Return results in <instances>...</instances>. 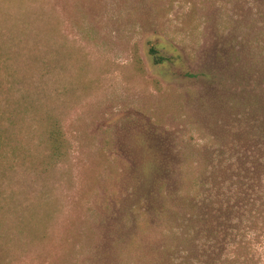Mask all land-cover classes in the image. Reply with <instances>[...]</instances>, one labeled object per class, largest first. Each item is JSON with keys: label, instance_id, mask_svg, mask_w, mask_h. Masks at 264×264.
I'll list each match as a JSON object with an SVG mask.
<instances>
[{"label": "rangeland", "instance_id": "374dc122", "mask_svg": "<svg viewBox=\"0 0 264 264\" xmlns=\"http://www.w3.org/2000/svg\"><path fill=\"white\" fill-rule=\"evenodd\" d=\"M3 34L18 64L0 78V115L23 93L36 102L11 130L18 156L0 162V193L14 194L0 264H264V220L248 217L217 247V220L196 225L208 252L184 228L176 251L165 247L169 224L203 219L190 213L191 182L218 187L225 153L259 150L255 131L240 134L249 98L264 107V0H0ZM52 118L68 147L49 167ZM36 195L35 221L15 235L7 222Z\"/></svg>", "mask_w": 264, "mask_h": 264}, {"label": "trees", "instance_id": "16d2710c", "mask_svg": "<svg viewBox=\"0 0 264 264\" xmlns=\"http://www.w3.org/2000/svg\"><path fill=\"white\" fill-rule=\"evenodd\" d=\"M32 17L30 18V20ZM26 25V24H25ZM21 28V33H25L26 31ZM20 30V29H19ZM9 33V31H7ZM7 34H3L0 36H4ZM12 38V37H11ZM17 46L20 45V42L16 43ZM7 48L14 49V46H8L5 42H0V78L10 77L15 73L14 67L18 64L14 58H10V53H12ZM34 50H29L28 53H33ZM20 52H14L15 55H19ZM35 53L36 50H35ZM150 55L153 57V61L155 64L162 63L163 58L159 57L157 52L154 49H150ZM17 57V56H16ZM5 58V61L2 59ZM2 83L0 81V91L2 89ZM30 95L22 94L14 103L11 104L13 109L2 116L5 112H2L0 115V162L11 163L18 156V152L20 151L19 147L16 145L12 146L10 144V133L14 126H16V121L18 119L19 111L25 109L26 107H31L34 104L30 103L31 100ZM250 100L244 106L249 112L250 122L247 123V127L244 128L243 132L240 134V137H245L251 129L255 131L252 134V139L254 142V147L256 151H251L253 155L251 156L249 152H241L239 149H236V152L225 153L223 160V167L228 165L227 167V176L224 178V182L218 187H213L211 184V180L205 178L204 181H199V179H194L191 182L190 195L193 197V204L190 205V213H195L194 209L200 208L199 212L203 219L199 221H188L179 219L181 222L180 226H173L169 224L167 228V232H169L171 238H168L170 241L165 245L168 252L171 253V249L168 246H171L173 251V246L171 244L175 243V240L178 238V234L180 229H186L185 236L187 240L195 241V238H202L199 242L195 244V248H204L208 252L207 249H211V241L208 237L206 239L201 236L200 230L196 225L201 224V221H204L206 218H215L217 220L216 227L214 231L208 229L207 232H212L217 236V242L215 243V247L220 244L230 243V240L236 233H241L244 231L243 223L244 219L252 220V224L258 223V220H264V143L263 145L259 140L255 139L261 133L264 134V107L262 108L260 104H258V98L252 96L249 98ZM33 100V99H32ZM36 102V100H33ZM262 116V123H258L259 117ZM38 115H33L32 120L35 123V129L33 130L36 133L37 127L40 126V121L37 119ZM260 125V126H259ZM251 135V134H250ZM44 140L47 151V159L48 166H54L58 162H62L67 156V141L63 136V132L61 129V124L55 119L52 118L48 126L44 131ZM245 153L244 159L242 155L239 154ZM6 174L5 170L2 171L1 175L4 176ZM5 177V176H4ZM3 177V178H4ZM2 178V177H1ZM222 179V178H221ZM207 181V183H205ZM208 183L210 187H208ZM207 187L205 193L200 190V188ZM13 192H9L7 194L0 193V239L3 245H0V249H3L4 252L6 250L10 251L13 245L10 244V240L6 238V232L4 231V223L6 221V217L8 214V209L5 207L4 202L10 197L13 198ZM42 198V196H41ZM40 196L37 195L32 199V201L27 205L35 204L36 201L41 200ZM201 200V201H200ZM3 203V204H2ZM37 207L35 205H30L28 212H26L22 217H20L15 223L13 220L7 222L9 223L13 230L15 231V235L22 236L24 234V229H26V224L28 221H35L36 215H33V210H36ZM38 214V213H37ZM210 216V217H207ZM189 218L194 219L191 215ZM207 221V220H205ZM257 232L255 228H251V233ZM246 234V231H245ZM23 239L25 237L23 236ZM9 243V244H8ZM34 241L31 243L33 245ZM170 243V244H169ZM198 249H196L197 251ZM176 251V247L174 249ZM185 257V256H184ZM200 259V258H197Z\"/></svg>", "mask_w": 264, "mask_h": 264}]
</instances>
